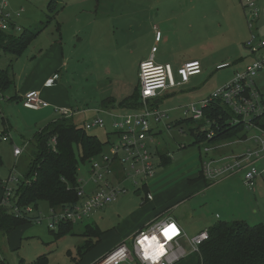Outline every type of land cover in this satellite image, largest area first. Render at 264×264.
<instances>
[{
    "label": "rangeland",
    "instance_id": "1",
    "mask_svg": "<svg viewBox=\"0 0 264 264\" xmlns=\"http://www.w3.org/2000/svg\"><path fill=\"white\" fill-rule=\"evenodd\" d=\"M7 1L11 12L22 15V19L16 22L18 27L45 28L38 40L29 46L25 59L29 51L56 38L55 25H61L68 65L59 69V85L66 91L62 100L78 111L74 117L77 125H83L94 117L91 113L84 115L82 111L98 108L102 90L109 85L111 76L122 72L128 79L129 90L132 89L133 93L139 89V65L150 57L153 47L160 50L156 61L170 64L177 81V71L185 62H202V75L191 78L182 87L160 93L158 106L169 112L170 119L159 127L155 135L157 148L153 147V151L158 169L155 179L149 181L150 188L157 199H163L164 206L170 208L167 214L183 220L181 224L189 238L217 222L264 224V183L261 185L259 182L256 189L250 191L242 176L215 184L201 179V162L207 157L204 149L212 145L202 143L194 146L190 127L183 122L188 118L185 111L189 105H198L208 99L231 83L234 76L249 67L255 58H264V48L253 56L246 47L253 36L264 41V0H252L260 10V18L253 30L248 25L250 12L244 7L247 0H90L80 4L78 0L73 3L66 0L58 7L53 25L48 24L47 17L50 0ZM56 6L57 3L53 4V8ZM157 32L160 34L158 40ZM12 33L13 37L20 35L18 31ZM12 60V56L0 51V69H7ZM17 71L18 63H15L10 70L11 77ZM255 82L264 96V70ZM11 91L3 94V100L0 94V132L9 124L13 136V140L0 142V196L3 181L11 176L19 181L24 178L35 150L33 137L40 125H44L35 121V116L43 113L26 111L23 102L10 99ZM54 108L51 104L52 115H56ZM52 115L46 118L47 124ZM100 116L106 123L105 129H93L89 133L106 143L104 155L110 151L108 138L111 143L116 139L110 135L113 130L109 117L105 114ZM242 136L222 143L226 145L217 152H211L210 156L222 157L245 151L249 146L240 142L245 139ZM16 147L22 151L19 157L14 156ZM158 151L172 157L171 166H159L161 158ZM89 168V164H80L82 185L89 179ZM123 186L127 189L126 194L119 195L113 204L93 212L75 224L71 234L61 237L57 236L59 228L52 232L48 227L53 208L45 202L39 203L31 215L39 217V221L26 222L7 237H0V264L2 260L5 264H33L43 256H46L47 264L94 262L104 252L119 245L127 238L126 234L149 225L151 205L145 202V192L137 193L133 180ZM86 225L96 226L102 233L101 242L88 253L84 250L88 240L84 236ZM93 242H96L95 238ZM184 246L186 248V244ZM194 255L183 259L182 264L188 263Z\"/></svg>",
    "mask_w": 264,
    "mask_h": 264
},
{
    "label": "built area",
    "instance_id": "2",
    "mask_svg": "<svg viewBox=\"0 0 264 264\" xmlns=\"http://www.w3.org/2000/svg\"><path fill=\"white\" fill-rule=\"evenodd\" d=\"M244 7L250 12L248 25L253 30L260 18V10L252 0H247ZM19 17L21 13L11 12L7 0H0V35L14 31L21 33L22 29L15 22ZM158 39H160L159 32H157ZM246 47L255 56L264 48V41H258L257 37L253 36ZM157 51V46L153 47L150 57L139 65L141 108L138 111L122 114L104 109L82 111L84 115L89 112L94 113V117L84 124L87 131L105 129L106 123L100 114L108 116L111 119L112 135L116 140L112 143L109 141V153L92 162L88 181L82 185L80 180L78 188L80 200L77 204L71 208L53 209L48 225L50 230L55 231L63 223L74 225L80 223L93 212L113 204L119 195L127 193L123 184L129 180H133L138 190L155 179L158 169L155 162L156 154L153 151V147L157 148L155 135L159 127L170 119L169 112L161 110L157 104L161 97L160 93L182 87L189 83L191 78L203 73L201 63L191 61L178 69L179 81H177L170 64L156 62ZM263 70L264 58H255L249 67L234 76L231 83L220 88L198 105L196 103L189 105L185 111L188 118L201 121L204 118V109L214 101L221 100L234 112L235 123L245 125L247 136L240 142L247 143L249 147L242 153L214 158L210 156L211 152L226 144L205 147L204 152L207 157L202 160L200 171L204 179L210 183H219L242 174L245 186L250 191H254L259 182H264V129L255 123L264 112L262 95L255 82L256 77ZM57 78L49 80L46 84L49 87L53 86ZM23 106L33 111L51 108L50 103L36 91L25 95ZM54 112L59 118H74L78 114V111L71 108L55 107ZM204 130L209 131L208 139L214 137L210 127L202 131ZM1 140L8 142L13 140V136L4 133ZM56 144V139H53L51 145L54 151ZM21 153V149L16 147L15 157H19ZM18 183L19 180L13 176L2 182L1 204L10 208L16 217H32L34 212L32 207L22 209L13 205L12 199ZM148 199L152 200L151 194L148 195ZM131 237L91 264H177L191 254L200 253L201 246L209 239L207 230L189 238L183 227L169 216L156 219Z\"/></svg>",
    "mask_w": 264,
    "mask_h": 264
},
{
    "label": "trees",
    "instance_id": "3",
    "mask_svg": "<svg viewBox=\"0 0 264 264\" xmlns=\"http://www.w3.org/2000/svg\"><path fill=\"white\" fill-rule=\"evenodd\" d=\"M53 4L56 3L50 4V11L57 8L54 7V9ZM49 18L48 24L55 16ZM44 29L22 28L18 37H13V33H1L0 51L14 58L7 69H0V92L2 94H5L14 84L10 70L15 60L28 50ZM262 103L264 107V96H262ZM112 104L115 105V101L106 99L102 106L108 107ZM117 107L124 113L138 111L141 108L140 89L119 102ZM235 119L236 116L231 108L218 100L204 109L203 120L195 121L187 118L183 122L190 127V132L194 137V146L202 143L217 145L232 141L241 135H243L242 138H246L245 125L235 123ZM255 123L264 129V112L255 120ZM84 124L77 125L74 118L61 117L47 124L34 135L32 144L35 150L32 152V160L24 178L17 184L12 199L13 205L22 209L26 207L37 209L39 203L45 202L50 208L61 209L71 208L77 204L80 200L78 196L80 164L91 166L94 160L102 156L106 145L96 135L90 134ZM208 127L214 132L212 139L207 138L208 130L202 131ZM3 134L0 132V142ZM53 139L57 141L55 151L51 145ZM158 154L161 158L160 167L168 168L172 165L173 159L169 154L160 151ZM199 177L206 181L201 171H199ZM142 190L146 194L145 202H149L148 185H143L137 193ZM32 220L39 221L40 218L16 217L10 208L0 203V237H7L18 226ZM73 226V223L61 224L57 236L71 234ZM207 231L208 241L201 246L200 253L192 256L186 264H264L263 223L252 226L245 221L217 222ZM84 236L88 238L84 246L85 252L88 253L101 242L102 233L96 226L86 225ZM94 238L96 242H93ZM2 264H5L4 260ZM33 264H47L46 256L40 257Z\"/></svg>",
    "mask_w": 264,
    "mask_h": 264
},
{
    "label": "crops",
    "instance_id": "4",
    "mask_svg": "<svg viewBox=\"0 0 264 264\" xmlns=\"http://www.w3.org/2000/svg\"><path fill=\"white\" fill-rule=\"evenodd\" d=\"M65 1L66 0H50L49 5L47 6V10L49 12V14H47V17L50 20L49 17L55 16V18L52 19L50 24H52V23L55 24L54 21L56 19L58 7L62 6L65 3ZM67 1H69V3H73L75 0H67ZM89 1L90 0H78L77 2L80 4L82 2L86 3ZM96 1H98V0H96ZM52 2L57 3V6H56L57 8L56 9L54 8L56 10V12L54 14H50L51 12L55 11V10L50 11V4ZM71 5L73 6V4H71ZM94 8L98 9L97 6H94ZM19 19H22V15H21V17L16 19L15 22L18 23L17 20H19ZM33 26H31V27H33ZM55 27H56L55 28L56 33L58 35L56 38L54 37L53 39L48 41V43H46L44 45H39L38 47L33 49V51H29V54H28L27 58L25 59L24 55L30 49V48H28V50L21 57L18 58L19 59V60H17L18 62H15V63H18L19 71L16 72L17 74H15V73L13 74L14 75L13 76L14 84L6 93L10 92L13 89V91H11L12 94H10V97H11L10 99L17 101L19 103H22L23 99L27 93H29L31 91H36V92L40 93L41 97L45 101L49 102L50 105L53 104L54 107L71 108V109L76 110L74 107L72 108L71 106H68L67 105L68 103L66 101L62 100V98L66 94V91H65V89H63L59 85V82L61 81V75H60L59 69L61 70L62 67L67 66L68 61L66 60L65 52L63 51V42H62L63 36H62L61 25L59 23H56ZM25 28L26 27H24L23 29H25ZM39 36H38V38H39ZM38 38L34 42H36L38 40ZM159 52H160V50L158 49V51L155 55V60L157 59V54ZM192 61H198V60H192ZM188 62H191V61H187L184 64H186ZM15 63H14V66H15ZM200 63L202 65V62H200ZM159 64H161V63H159ZM28 67H31V68L29 69L28 72H26V69ZM181 67H179V68H181ZM11 70H12V68H11ZM55 77H58L55 80V84L53 86L49 87L46 83L49 80L54 79ZM15 78H17V81L15 80ZM111 78L112 79H110L109 85L105 89L102 90L101 97H100L101 102H100L97 109H104V110L110 111L112 113L122 114V113H124V111L122 109L118 108L117 104L119 102L123 101L124 99L128 98L129 96H131L133 94L132 89L129 90L128 79H126L125 74H122V72L119 74H116V76H113V77L111 76ZM0 94H2V93L0 92ZM3 98H5L4 95L2 96V100H3ZM106 99H112L113 101H115V105L112 104V105H109L108 107H103L102 103ZM10 102H12V101H10ZM23 108L28 112H42L43 113V115L37 114L35 116V121H37L38 124H44V125H40L41 128L38 130H41L43 127L46 126L45 125V123L47 124V122H45L46 118L50 117L52 115V114H50V112H52L50 110L51 108L44 109L41 111L29 110V109H26L24 106H23ZM89 113L94 115L93 112H89ZM89 113H87V114H89ZM47 114H49L50 116H48ZM58 118L59 117L57 114L52 115V120L49 121L48 124L57 120ZM108 119H110V118H108ZM11 128H12L11 125L7 124V125H5L3 132L12 134ZM110 135H112V134H110ZM108 140L110 141V138H108ZM218 150H219V148L216 150V152ZM240 153H242V152H240ZM240 153L234 152L232 155L224 154L222 157H230V156L240 154ZM214 158H219V157L216 156ZM240 176H242V180H243V175L239 174V175H235V176H232L230 178H227V179L221 181V183L233 181L235 178L240 177ZM260 183L262 185L264 182H260ZM148 188H149V193L152 195V200L149 201V203H147V204L151 205V209H150L151 212L148 213L147 222L150 224L153 221H155L156 219L169 216V217H172L180 226H182L181 222H183V220L181 218H176V217H173V216H170L169 214H167V212L170 210V208L164 206V204H163L164 200L163 199H161L160 197L157 199V196L153 194V192L150 188V184L148 185ZM2 195H3V191H2L1 196H0V203H1ZM146 226H144V227H146ZM208 227H210V226H208ZM135 233H137V229L134 230L131 234H126L125 237L130 238ZM127 238H124V240H126ZM123 241H121V242H123ZM121 242H119V243H121ZM114 247L115 246H113V248ZM113 248H110L109 250L104 252V254H102L98 259L103 257L106 253H108Z\"/></svg>",
    "mask_w": 264,
    "mask_h": 264
},
{
    "label": "snow or ice",
    "instance_id": "5",
    "mask_svg": "<svg viewBox=\"0 0 264 264\" xmlns=\"http://www.w3.org/2000/svg\"><path fill=\"white\" fill-rule=\"evenodd\" d=\"M172 231H174V229H172ZM166 235H167V233H166Z\"/></svg>",
    "mask_w": 264,
    "mask_h": 264
},
{
    "label": "bare ground",
    "instance_id": "6",
    "mask_svg": "<svg viewBox=\"0 0 264 264\" xmlns=\"http://www.w3.org/2000/svg\"><path fill=\"white\" fill-rule=\"evenodd\" d=\"M157 62V61H156Z\"/></svg>",
    "mask_w": 264,
    "mask_h": 264
}]
</instances>
